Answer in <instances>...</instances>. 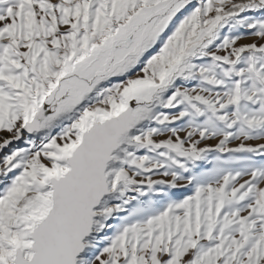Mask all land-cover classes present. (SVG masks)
Listing matches in <instances>:
<instances>
[{
	"label": "snow or ice",
	"instance_id": "snow-or-ice-1",
	"mask_svg": "<svg viewBox=\"0 0 264 264\" xmlns=\"http://www.w3.org/2000/svg\"><path fill=\"white\" fill-rule=\"evenodd\" d=\"M0 264H264V0H0Z\"/></svg>",
	"mask_w": 264,
	"mask_h": 264
},
{
	"label": "rangeland",
	"instance_id": "rangeland-1",
	"mask_svg": "<svg viewBox=\"0 0 264 264\" xmlns=\"http://www.w3.org/2000/svg\"><path fill=\"white\" fill-rule=\"evenodd\" d=\"M187 194H189V193L188 192H183V191H177L176 192L177 196H182V195H187Z\"/></svg>",
	"mask_w": 264,
	"mask_h": 264
}]
</instances>
